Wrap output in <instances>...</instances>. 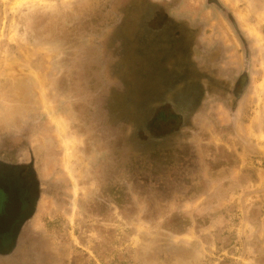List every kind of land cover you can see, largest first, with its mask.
I'll list each match as a JSON object with an SVG mask.
<instances>
[{"label": "rangeland", "instance_id": "rangeland-1", "mask_svg": "<svg viewBox=\"0 0 264 264\" xmlns=\"http://www.w3.org/2000/svg\"><path fill=\"white\" fill-rule=\"evenodd\" d=\"M26 124L22 264H264V0H0Z\"/></svg>", "mask_w": 264, "mask_h": 264}, {"label": "flooded vegetation", "instance_id": "flooded-vegetation-1", "mask_svg": "<svg viewBox=\"0 0 264 264\" xmlns=\"http://www.w3.org/2000/svg\"><path fill=\"white\" fill-rule=\"evenodd\" d=\"M223 12L229 15L225 8ZM32 127L26 124L0 135V262L11 258L14 264L24 263L20 256L26 254L29 258V243L24 240L35 234L29 225L41 186L29 143Z\"/></svg>", "mask_w": 264, "mask_h": 264}]
</instances>
